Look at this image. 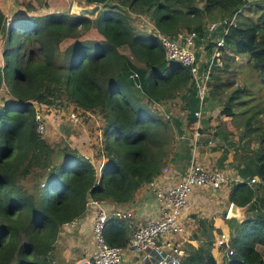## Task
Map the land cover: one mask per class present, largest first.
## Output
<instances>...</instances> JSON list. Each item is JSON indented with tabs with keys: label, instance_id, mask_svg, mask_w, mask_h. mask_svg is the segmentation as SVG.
<instances>
[{
	"label": "trees",
	"instance_id": "1",
	"mask_svg": "<svg viewBox=\"0 0 264 264\" xmlns=\"http://www.w3.org/2000/svg\"><path fill=\"white\" fill-rule=\"evenodd\" d=\"M66 1L44 0L42 7ZM84 1L101 6L94 19L38 16V0H16L18 7L10 4L7 11L0 6V85L12 97L0 108V264H53L62 227L85 214L88 199L126 205L163 173L175 149L181 160L190 158L192 145L184 140L177 147V138L196 120L191 73L168 62L156 32L138 31L131 15L149 18L162 35L196 32V45L203 41L208 56L212 39L223 38L221 66H214L207 83L205 110L210 96L226 92L221 114L233 125L227 136L245 140L244 154L254 163L239 169L244 181L228 196L229 203L249 212L234 228L227 222L232 229L228 246L220 249L224 261L212 253L218 232L212 222L192 215L178 264H264V0ZM207 24L216 27L211 40ZM204 69L206 63L199 64V71ZM63 98L100 113L97 166L71 148L54 150L37 132L35 104L58 106ZM159 106L172 110L169 118ZM175 110L186 113L185 128ZM219 128L220 123L213 128L214 137ZM253 176L262 184L249 185ZM29 177L35 180L26 186ZM129 233L127 224L112 221L104 237L107 244L124 247Z\"/></svg>",
	"mask_w": 264,
	"mask_h": 264
},
{
	"label": "built area",
	"instance_id": "2",
	"mask_svg": "<svg viewBox=\"0 0 264 264\" xmlns=\"http://www.w3.org/2000/svg\"><path fill=\"white\" fill-rule=\"evenodd\" d=\"M215 29L213 24L206 26L205 33L207 37H210V40ZM156 35L162 44L166 60L179 63L189 69L199 103L194 116L199 121L206 107L207 83L214 71V66H221L220 49L224 48L223 38L212 39L213 46L208 60L205 62L206 69L200 72L195 50L196 32L180 31L173 36H166L156 31ZM165 118L167 119L169 116L166 115ZM35 119L36 130L40 133L43 130L41 119L39 116H36ZM200 134L198 130L193 133L191 137L193 148L201 137ZM242 181L244 180L239 182ZM228 182L229 178L224 171L203 166L193 160L189 163L186 171L175 180L164 181L156 177L148 184V188L156 198L158 214L134 228L130 224L133 216L131 210L107 209L99 201L88 199L86 207L92 208V250L78 260L77 264H124L129 253H134L141 264H178L183 251L174 238L184 232L182 218L189 208L191 195L196 190H207L215 195L226 187ZM248 184L262 183L259 178L253 176L248 180ZM231 206L232 204L229 203L226 218L229 216ZM112 221H121L130 227L126 246L107 244L104 230ZM69 225L74 226L75 221ZM228 241L229 235L221 233L214 240V248L220 251L222 246H228Z\"/></svg>",
	"mask_w": 264,
	"mask_h": 264
},
{
	"label": "crops",
	"instance_id": "3",
	"mask_svg": "<svg viewBox=\"0 0 264 264\" xmlns=\"http://www.w3.org/2000/svg\"><path fill=\"white\" fill-rule=\"evenodd\" d=\"M238 61H241L243 63L246 62V59L244 57H237ZM226 92H222L219 95H216L214 97H218ZM226 96V94H225ZM214 97H209L207 102V108L205 112L202 115V118L192 124L190 128H186L185 132H183L182 137L184 138H177L179 139L177 142V147L182 145L181 141L187 140L189 146L192 145L193 141H191V137L193 136V133L198 130L200 131L201 139L205 140V142H197L196 146L194 148H191L190 146V158H186L184 160H181L182 158L180 156L181 151L179 148L175 149L176 155L173 156L171 161L168 163L167 168L163 170V173L158 177L164 181H172L175 180L177 177L182 175L189 163L193 160L203 166L211 167V160L208 159V143L211 141V133L212 131H209L208 128L213 129L218 123H215V110L213 109V103L215 102ZM218 100V99H217ZM165 110V106H159V111L163 113ZM172 111V110H171ZM175 112L181 121L183 122V127L185 126V120H186V113L183 111L175 110ZM172 114V112H171ZM219 119L223 122L222 125H225L224 128L227 130H232L233 125L230 124V117H222L220 115ZM185 128V127H184ZM205 129V130H204ZM208 131H207V130ZM188 138V139H186ZM245 141V140H244ZM247 155L242 154L239 161L236 163L233 161V163L228 165V163L232 161L231 157L228 158L225 157L224 160L226 161L225 165H221L220 167L225 168L223 170L227 177L229 178L228 185L224 187L219 193L217 194H211L207 190H196L193 192V194L190 197L189 200V208L184 213L182 222L184 227V232L180 235L175 236L174 241L179 244V246L183 247V244L187 242L191 235V226L193 225V221H191V212H194V215H198L200 217H204L209 219L214 228L218 231L214 233V237L216 238L219 234L225 233L229 235L231 232V228L229 227V223H227L228 220H232V218H236L234 216L226 218V213L229 208V202L226 204L228 205L225 209V212L223 214L220 210V204L222 200L225 202L228 200V196L234 187L236 183L241 181V176L238 173L239 169L244 168V166L247 163H250L247 161ZM244 159L246 161L243 163L241 160ZM254 166V163H250V167L252 168ZM228 169V170H226ZM222 170V169H220ZM225 198V199H224ZM219 202L218 205H216ZM107 209H128L131 210L133 213L132 219H131V227L134 228L135 226L142 225L147 219L154 218L158 214V206L157 201L154 196V194L150 191L148 188V184L142 185L138 191L136 192L133 200L126 204V205H115L110 202L105 203L103 205ZM231 209V207H230ZM249 211L246 207L241 208L240 213L244 214L241 220L237 219L236 221L241 222L245 215ZM190 218L189 221L186 219ZM91 218H92V208L87 207L85 214L79 219L75 220V225L70 227L69 225H65L62 227L57 241L54 245V249L52 251V258H53V264H77V261L81 258L85 257L89 252L92 250V240H91ZM234 220V219H233ZM191 221V223H190ZM218 251V250H217ZM220 253V251H218ZM214 255V253H213ZM215 257V255H214ZM216 258V257H215ZM217 260V259H216ZM132 262V263H131ZM141 264L137 256L134 253H129L127 255V261L124 264Z\"/></svg>",
	"mask_w": 264,
	"mask_h": 264
},
{
	"label": "rangeland",
	"instance_id": "4",
	"mask_svg": "<svg viewBox=\"0 0 264 264\" xmlns=\"http://www.w3.org/2000/svg\"><path fill=\"white\" fill-rule=\"evenodd\" d=\"M38 1L40 3V8L35 12V14L38 16L54 15L56 13H63L64 15L74 16L76 14L72 11L73 7L92 6V5H87L84 0H67L65 6L56 7V8H51V7L45 8L42 7L44 0H38ZM10 4L12 7H18L16 0H0V6L5 11H7L8 8L6 7L9 6ZM198 6H201V3H199ZM11 15H14V13ZM130 20L132 22V25L140 32H143L145 34H153L154 32L157 31L154 27L153 22L145 16L131 15ZM179 31H184V30L180 29ZM88 35L93 36V33L89 32ZM1 49H2V44H0V51ZM195 50L198 55L199 64L200 65L204 64L208 60V55L207 52L205 51L206 50L205 43H203L202 41L201 44L196 45ZM122 52L126 53L129 59L133 63L137 64L138 66H141V64L138 63L126 49L123 48ZM225 94L226 93L218 97H215V102L213 103V107H214L213 109L215 110L216 113L215 123H220V128L216 131V133L218 134L217 137H214L211 134L210 139L212 142L208 143V148H207L208 149L207 154L209 155L208 159L211 160V167L215 169H222V171L225 170V168L220 166L225 165L226 163V161L224 160L225 157L227 158L229 156L231 157L232 161L231 163L230 162L228 163V165L229 164L231 165L233 161L238 162L242 154L244 155V146H243L244 141L237 142V140L233 136H227V133L231 132L233 128L232 130H227L226 128H224L225 125H222L223 122L219 119L220 115L224 118L227 117L221 114V110L223 109L225 103V97L227 96V95L225 96ZM11 98H12L11 94L5 87V84L2 83L0 85V108L3 107L5 103L11 101ZM170 114L171 111L166 112V110H164L163 113H161V115H163L164 117L166 115L169 116ZM36 116L40 117L43 125V130L40 132L41 133L40 137L50 147H52L56 151L59 149H63L65 147L76 150L80 155L90 159L97 166L98 162L101 160L99 156L101 129H102V120L100 113H97V111L82 110L76 107L75 105L71 104L70 102L65 101V99L63 98L58 103V106H55L54 104L51 107H47L45 105L35 104V118ZM37 129L39 131V128ZM211 131L214 132V129H212ZM198 142H201V140H199ZM251 147H253L252 144L251 146L250 145L248 146V148ZM241 161L244 163L246 160L242 159ZM247 165L249 164L247 163ZM34 180H35L34 178L29 177L28 180L23 183L26 186H31ZM227 203L228 200L226 202L222 200L220 204L221 206L220 214H223V212H225V209L228 206L226 205ZM218 204L219 202L216 205ZM191 215H194V212L193 213L191 212L189 216ZM243 216L244 214L240 213L239 217H243ZM234 217L236 218H232V220H228L230 223H233L232 225L233 228L235 227L236 220L238 219L237 216ZM189 220L190 218L187 219V221ZM212 253H214L216 257L215 259H217V262L219 263H222L226 258V252L223 253L220 251L219 253L215 248H213Z\"/></svg>",
	"mask_w": 264,
	"mask_h": 264
},
{
	"label": "water",
	"instance_id": "5",
	"mask_svg": "<svg viewBox=\"0 0 264 264\" xmlns=\"http://www.w3.org/2000/svg\"><path fill=\"white\" fill-rule=\"evenodd\" d=\"M92 6L88 7H73L72 11L77 15V16H82V17H87L89 19H94L98 12L100 11V5L98 4H91ZM240 210L241 208L232 204L230 212H229V217L232 216H237L239 220L242 219L240 216Z\"/></svg>",
	"mask_w": 264,
	"mask_h": 264
}]
</instances>
